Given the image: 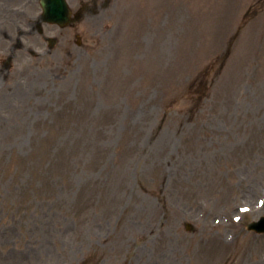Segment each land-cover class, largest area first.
Here are the masks:
<instances>
[{
    "label": "rangeland",
    "instance_id": "obj_1",
    "mask_svg": "<svg viewBox=\"0 0 264 264\" xmlns=\"http://www.w3.org/2000/svg\"><path fill=\"white\" fill-rule=\"evenodd\" d=\"M18 3L0 264H264V0H95L48 50Z\"/></svg>",
    "mask_w": 264,
    "mask_h": 264
},
{
    "label": "water",
    "instance_id": "obj_2",
    "mask_svg": "<svg viewBox=\"0 0 264 264\" xmlns=\"http://www.w3.org/2000/svg\"><path fill=\"white\" fill-rule=\"evenodd\" d=\"M264 219H262V221L258 222V223H254L252 225H249V227H253L255 230H261L264 231Z\"/></svg>",
    "mask_w": 264,
    "mask_h": 264
}]
</instances>
